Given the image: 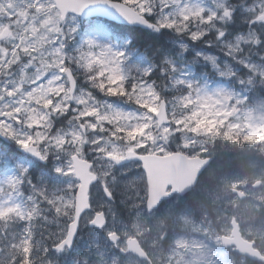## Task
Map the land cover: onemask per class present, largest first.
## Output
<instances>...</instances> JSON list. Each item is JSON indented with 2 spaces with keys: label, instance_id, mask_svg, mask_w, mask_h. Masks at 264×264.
Masks as SVG:
<instances>
[{
  "label": "snow or ice",
  "instance_id": "obj_1",
  "mask_svg": "<svg viewBox=\"0 0 264 264\" xmlns=\"http://www.w3.org/2000/svg\"><path fill=\"white\" fill-rule=\"evenodd\" d=\"M221 151L264 154V0H0V264H264V230L181 199Z\"/></svg>",
  "mask_w": 264,
  "mask_h": 264
},
{
  "label": "rangeland",
  "instance_id": "obj_2",
  "mask_svg": "<svg viewBox=\"0 0 264 264\" xmlns=\"http://www.w3.org/2000/svg\"><path fill=\"white\" fill-rule=\"evenodd\" d=\"M206 175L211 176L212 174L206 173ZM223 175H227L230 179L247 180V186L246 187L242 186V190L246 193L247 196L246 200L242 201L237 198L235 201L230 202L231 198L223 195L221 196L220 200H216V201L209 200L208 190L214 189L216 187V182H217V177L211 176L215 178L212 187H208L206 185H203L201 187L199 186L196 188L194 192H192L189 195L188 199L181 198L183 202H186L189 206L193 208L194 215L196 214V217L194 216L196 223L199 224L201 220V213L197 202L204 201L207 202L208 204L210 219L212 224H214V228L217 231H219L221 227L226 224V219L223 215L224 212H227L228 218L235 216L236 220L240 224V230L242 234H247L249 229H251L253 232L257 230H264V219H259L256 215L253 214V204L260 202L261 200H264V185L260 186L258 189H253L252 187L253 182L257 178H264L263 168H261V166L259 165L253 164L251 172H245V173L238 172V173H230ZM152 223L155 224L156 221H152ZM205 223H207V221ZM182 234L189 238L190 244H191V240L194 238L196 240H200L208 243L209 246L211 247L210 244V242L212 241L211 235L209 237H205L202 233L192 232L191 228H189L188 231ZM207 238L210 240V242H208ZM213 245L215 244L213 243ZM188 253L189 255L186 257V259L189 261V264H193L195 258L199 256L200 250L195 247H190L188 249ZM216 259L218 260L217 257Z\"/></svg>",
  "mask_w": 264,
  "mask_h": 264
},
{
  "label": "trees",
  "instance_id": "obj_3",
  "mask_svg": "<svg viewBox=\"0 0 264 264\" xmlns=\"http://www.w3.org/2000/svg\"><path fill=\"white\" fill-rule=\"evenodd\" d=\"M129 38L133 41V43L140 48L141 50L150 47L155 46L157 43L160 42L161 37H158L156 35L148 34V33H142L139 31H130L127 33ZM217 169L216 173L211 176L218 177L220 174H230V173H245V172H251L252 165H259L264 170V154L261 153H251L243 158H237L235 156H230L227 152L221 151L217 158ZM207 176L204 174V176L201 178L200 184L197 185V187H201L203 185H206L208 187H212L215 178ZM259 206V211H256V206ZM253 214L256 215L259 219H264V200H261L258 203H255L253 205ZM214 226V224H213ZM219 253L224 258V264H229L230 257L226 255L225 251L222 248H217ZM236 264H240L239 259L237 258Z\"/></svg>",
  "mask_w": 264,
  "mask_h": 264
},
{
  "label": "water",
  "instance_id": "obj_4",
  "mask_svg": "<svg viewBox=\"0 0 264 264\" xmlns=\"http://www.w3.org/2000/svg\"><path fill=\"white\" fill-rule=\"evenodd\" d=\"M109 19H110V18H109ZM117 23H118V22H117ZM254 189H256V188H254ZM188 193H189V192H188ZM188 193H187V194H188ZM238 199H239V198H238ZM244 199H245V197H244ZM244 199H242V200H244ZM239 200H241V199H239Z\"/></svg>",
  "mask_w": 264,
  "mask_h": 264
}]
</instances>
